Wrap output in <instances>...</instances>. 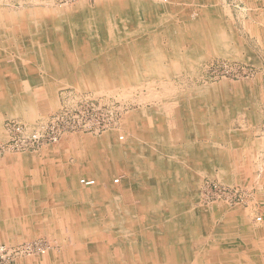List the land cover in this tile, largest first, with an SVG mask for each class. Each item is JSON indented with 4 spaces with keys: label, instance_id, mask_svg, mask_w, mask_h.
Masks as SVG:
<instances>
[{
    "label": "bare ground",
    "instance_id": "1",
    "mask_svg": "<svg viewBox=\"0 0 264 264\" xmlns=\"http://www.w3.org/2000/svg\"><path fill=\"white\" fill-rule=\"evenodd\" d=\"M162 2L160 3L157 0H97L95 7L91 9L81 3L73 11H65L64 8V10H57L56 8L55 11L50 9V11H29L27 13L13 10L8 12L6 8L0 9V123L2 117L15 115V113H22L31 120L35 114L29 101L34 103V101L40 102L42 100V104L46 107V98H35L38 96L36 93L39 92L42 82L40 83L41 80L37 76L23 71L24 60L28 62L29 66L33 67H39L42 64L43 67L47 68L45 73L47 78L58 77L61 82L69 81L71 75L75 72L78 79L80 77L86 78V85L93 84L96 86L100 83L105 86V84L113 82L124 86L140 79L141 82L145 79L143 81L145 83L148 79L156 78L163 84L160 85V88L165 86L162 94L152 92V90H148L147 94L145 93L148 98L157 100L159 103L157 106L153 103V108L148 109L147 117H144L143 122H141V126L143 125L144 128L141 129L139 124H136L139 128H136L133 137L135 144H133L138 149L137 153L130 152L132 138L127 137L125 139L124 135H118V140L125 141L122 143L116 141L109 145L103 144L102 150H107V154L111 155L112 161L110 163L100 161L97 153L93 155V152H96L94 148L97 146V142L94 140H84L85 144L83 145L92 149L89 151L90 155L86 154V157H84V153L83 156H80L84 158L92 156L90 161L88 158H83V160L81 158L80 161H86L84 164L82 163V166L85 165L83 166L85 171H82L86 172L88 166L93 167L94 176L99 181H105L108 175L117 167V169H122L129 175L134 182V176L130 174L129 156L131 160L132 158L135 159L136 164L137 162L138 164L144 162L142 158L150 159L149 166L152 165L151 167H157L160 170L162 191L157 193L158 196L153 197L143 193L139 195L134 193V198L139 201L141 213L143 214L145 211L146 217L150 218L147 223L143 221L137 223L138 220L134 217L126 220L119 219L118 209L115 207V203H112L115 198L109 197V193L114 195L116 193L112 191L99 192L93 188L82 189L75 184L77 174L72 175L74 179L66 177L67 173L63 171L65 170L63 166V170L59 169L58 171L57 169V173L47 171L46 178H41V173L38 172L41 165L40 161L50 156L48 151H46V154H42L43 156L40 158L33 155H21L5 157L6 159L0 163V178H14L13 174L15 173L13 171L17 172V169L20 171L21 168H23L22 174H26V172L33 174L25 176V180L21 182L22 186L20 188L24 194L22 197L24 214H20L18 220L24 224H31L32 229H39L40 231L46 224L51 225L52 228L60 227L59 223L65 224L68 230L67 236L71 239V242L66 243V245L64 242L61 243L64 245L63 257L69 260V264H181L177 260L178 253L174 248H179L181 242H188L193 239L191 238L194 236L192 234L193 220L189 219L187 215L177 220L175 211L182 204L184 205V203L190 201L194 202L198 199L200 184L196 181L191 184L192 187L189 185L187 190H181L185 188V185L182 183L181 188L180 181H178L177 188L172 183L171 188L174 189L169 191L165 189L167 188L166 178H168L169 172L175 169L178 173H184V165L195 158L187 136L181 133V136L177 138L175 131L179 126L180 131L190 128V122L193 119L200 118L197 115L190 119L187 116L188 114H203V111L215 114V133L217 135L221 127L226 126L222 116L229 117V115L236 112H243L248 116L257 113L254 102L241 94L235 97V94L231 93L232 91H229L224 84L219 87L205 86L202 91L197 90L195 93L188 94V96H191V100L188 99V101L192 102V107L185 109L182 106L181 97L178 96V93L170 88L172 86L166 87L165 84L168 83L170 76L176 74L179 69L194 73L197 71L201 56L198 55L199 57L196 60L191 57L195 51L209 49L208 53L210 55H218L227 51L222 55L230 59L239 58V60L251 63L253 57L248 54L240 42L235 40L233 33L220 29L212 31V28L216 27H212L210 23L209 11L206 12L207 16H204L206 19L203 18L199 23L194 22L195 26L188 28L193 32L192 37L196 36L197 47L195 49L194 46L186 48L184 42L179 41L178 38L182 36V33L176 35L174 32L173 34V29L165 27L163 24L161 27V24H159L161 22L157 21L154 11L162 10V7H164ZM163 3L181 4L180 0L176 3ZM184 3L191 5V2L187 0ZM165 9L167 11L168 8L165 6ZM158 13L160 14L161 11ZM162 15L164 17V14ZM158 31L162 32V37L159 34L161 32L154 35ZM157 38L159 40L163 38L169 45L177 46L176 49L169 54H164L156 40ZM222 48L223 52L220 53ZM45 75L43 78L46 77ZM122 93L121 95L127 92ZM95 95L97 94L95 93ZM185 99L187 98L185 97ZM161 115L171 118L170 128L166 129L167 133L168 131L172 133L171 138L164 135V131H166L164 129L165 122H159V119L156 118ZM179 120L180 123L177 122ZM183 124L185 127H183ZM139 129H141V133L137 132ZM2 131L0 128V139L7 138L6 131L4 130L5 133ZM156 131L159 134L162 132L161 135L155 136ZM216 140H218L217 136ZM70 146L71 144L68 145V147ZM210 153L215 155V164L219 168L220 180L226 181L225 173H227V169L225 168V162L222 163V160L225 159L222 149L216 145L210 150ZM176 161L180 162L178 167L174 166ZM28 165H33V167L26 169ZM133 165L132 171L135 169ZM29 169L36 170L38 173ZM82 171L79 173L82 174ZM138 171L141 170L136 168V172ZM36 174L39 177H35ZM19 175L21 176V174ZM28 178H32V180L29 182L26 180ZM35 178H38V180H35ZM163 179L165 181H162ZM81 181L95 184L93 179L79 178L78 183L82 184ZM48 185H51L52 193L47 191L50 187ZM83 186L85 185L83 184ZM90 186L92 185L90 184ZM151 186L153 189V185ZM157 187L160 188V186ZM3 189L1 183L0 191ZM48 193L52 196H49ZM28 194L32 195V198H25L28 197L26 196ZM87 199L91 201L88 202ZM60 207L69 209L70 212L67 213V217L62 215ZM47 208L51 211L46 210L44 212ZM131 210H128V212H131ZM102 211L107 213V219H102V223H87L89 212L98 213L99 216ZM77 213H80L81 216ZM5 215L12 217H9V220L7 219L9 224L12 223L11 219L15 220L14 214L11 215L8 212ZM132 223L136 225L132 226ZM138 224L146 226L139 227ZM232 236H243V234L233 231ZM59 258L51 254L44 259V262H47L46 264H58ZM124 260H127V262H124Z\"/></svg>",
    "mask_w": 264,
    "mask_h": 264
},
{
    "label": "rangeland",
    "instance_id": "2",
    "mask_svg": "<svg viewBox=\"0 0 264 264\" xmlns=\"http://www.w3.org/2000/svg\"><path fill=\"white\" fill-rule=\"evenodd\" d=\"M144 1H151V0H144ZM157 1H159L160 3L162 2L161 0H157ZM184 1L186 0H180L181 4L179 3L165 4L162 2V5H164V7H162V10L159 11L157 10L158 12L161 11V13L159 14L157 11H154V14H156L157 17L156 18L157 21L161 22L159 23L161 24V27L164 25L165 27H169L173 29L174 30L173 34L175 32L176 35L182 33L181 35L183 36V38L180 35L181 37H178L180 39L179 41H183L184 46L186 48L194 46L193 48L195 49L197 47V39L196 36L192 37L193 32H191L192 30L188 28L194 27L195 26L194 22L197 23L201 22L202 19L205 18L204 16H207L206 12L209 11L210 14L209 17L211 18L210 23L212 27H216V28H212V31H217L218 29H220V30H226L229 33H233L235 40L240 42L247 50L248 54H250V56L253 57L252 60L253 62L251 63L248 61L246 62L244 60L242 61L239 60V58L230 59L229 57L223 56L222 54L227 52V51L223 52V48L220 51V53L222 52L223 53L218 55H210L208 53L209 49L202 51H195L191 57H194V59L196 60L197 57L201 56V59L198 61L197 71L194 73L188 70L179 69V71L176 74L170 76V78L168 79V83L165 84L166 87L172 86L170 88L174 89L175 92L178 93V96L181 97L182 106L185 109H190L192 107L191 105L192 102L188 101V99L191 100V96H188V94L195 93V91L197 90L202 91L205 86L219 87L220 85L224 84L228 87L229 91H232L231 93L235 94L234 95L235 97L241 94L245 96L248 100L250 99V101L254 102V105L257 107V113H255L252 116L251 115L248 116L246 113L243 112L232 113L231 116L229 117L222 116L224 118L223 121H225V125L229 124L227 123V120L229 119L233 120L232 122L233 133L240 132V130H243L242 125L245 126L246 124H243L241 120L248 119L252 121L253 125L264 126V7L262 10L259 9L256 12L250 11L248 13L245 10L246 9L245 6L243 5H238V4L226 5L223 4L221 0H187L191 2V5L185 4ZM96 2L97 0H78L75 2H70L69 4H65L66 5L65 6L63 5V3L60 2V0H0V9L6 8L8 12L13 10V11H19L21 13H27L29 11H34V12L43 11V10L50 11V9L56 10V8L57 10L65 9V11H73V9L75 10V8H78L81 3L85 4V6L90 9L94 8ZM165 6L168 8L167 11L165 9ZM162 14H164V17ZM252 14L253 16L257 17L256 20H252ZM250 17L251 20H249ZM159 24L158 26L160 27ZM159 32L161 31L155 32L154 35L158 34ZM159 34H161L162 37V32ZM156 40L160 44V48L164 54L166 53L169 54L170 52H172V50H175L177 47V46L169 45L167 41L164 40L163 38H161L160 40L157 38ZM241 56H243V54H241ZM22 66H23V71L29 72L33 74V76H37V78L41 80L40 83L42 82V86L40 87L39 92L36 93L38 94V96L35 95L36 96L35 98H46L47 104L49 102L50 103L48 105L46 104L45 107V105L42 104V100L40 102L34 101V103H32V101H29L35 114L31 118V120L26 118L22 113H15L16 116L5 115L4 117H2L0 128L1 131L3 130L2 131L3 133H5L4 130L6 131L7 138L0 139V163H2V161L7 157H14L21 155H33L36 157L39 156L38 158H40L43 156L42 154L44 153L46 154V151H48V154L50 156L46 159L43 158L40 161L41 168L39 167L38 172L41 173L42 178H46L45 174L47 171H50V173H57L56 171L57 169L58 171L59 169L63 170L64 167L65 170L63 171L67 173L65 175L66 177L70 179H74L72 178L73 177L72 175L77 174L75 177V184L81 187L82 189L88 190L93 188L95 190H98L99 192L101 191L105 193L107 191H112L113 193H117L118 195H115L114 197L112 194L109 193L110 198L116 197L115 199L112 200V203L114 204L115 201L117 202L121 201L120 208L121 207L125 208L124 210L125 212H128V210L131 209L133 210L134 207H130V209H128V205L133 204L132 203L133 195H132V199H130V197L128 196L129 193L127 192L129 191V189L131 191L136 190L138 188L137 184H141L142 181H134V182L129 181L130 176L127 175L122 169H117V167L114 168V170L108 175V178H106L105 181H99L97 180V178H95L93 172L94 168L91 166H88L87 167L88 169H86V172H84L85 169L83 168V166L85 165L82 166V163L84 164V162L86 161H80V160L81 158L83 160V158L86 157V154L90 155L89 151L92 149L89 148L88 146L83 145L85 144L84 140L89 139L97 142V146L94 148L96 152H93V155L94 154L96 155L97 153V155H99L98 159H100V161L102 162L108 161L110 163L112 161L110 157L111 155L107 154V150H102L103 144L109 145L110 143H115L116 141L119 143L125 141V140L122 141L118 140L117 139L118 135H124L125 139L127 137L132 138L131 139L132 145L130 146L129 149L131 153L132 152L137 153L138 149L135 148L134 145L135 140L133 138L136 132V128L137 129L139 127L141 129L144 128L143 125L141 126L142 124L141 122H143L142 119L144 117H147V112H149L148 109L150 110L151 108H153L154 104L157 106L159 103V101L157 100L148 98V96L145 95V93L147 94L148 90H152V92H157L158 94L159 93L162 94L164 92L163 87L165 86H162L160 88V85L163 84L159 79L156 78L148 79V81H146L150 84L146 82L143 83L145 79H143L142 82L140 79L139 81L133 82L132 84L131 83L125 84L124 86L122 84L119 85L113 82H109L108 84H105L106 87L100 83L98 84L101 86L99 85L94 86L93 84L86 85L87 82L86 78L80 77L81 79L80 78L78 79L77 73L75 74V72H73L69 81L67 80V82H61L58 80L59 79L58 77L47 78V76L45 75V73L47 72V68L43 67L42 64L39 67H33V66H29L28 62L24 60V64ZM44 75L46 77L43 78ZM128 86H130L129 89ZM132 86L134 87L132 88ZM149 87H151V89H149ZM114 92L116 93L114 94ZM122 92L123 93L127 92V93L123 94ZM95 93L97 95H95ZM121 93L123 95H121ZM185 97L187 99H185ZM148 100H150L151 102ZM139 111L143 113L141 114V112ZM197 115L198 114H188L187 116H189V118L192 119L194 116ZM75 118H78L81 124L85 126H83V128L74 130L72 126L69 125L68 123L74 121ZM156 118L159 119V122L162 121V123L166 121L170 122L171 120L170 117L164 115L157 116ZM15 123H19V125L22 126L23 129L21 133L14 132L10 129L11 124H15ZM137 123L139 124V127L136 126ZM166 125L167 124L165 123L164 124L165 130L170 128L169 125L167 126ZM59 128L61 129L59 133L60 136L57 135V137L54 139L55 137L54 134L55 132H57L56 130ZM141 129L137 130V132L141 133L140 132ZM37 130H39V132L41 131V134H43L42 136L45 137L46 142L41 144L43 141H39L38 143H34L33 146H30L27 138L32 139L33 136L35 135L34 133ZM222 130L223 129L221 127L219 131ZM157 132L158 131H156V133ZM161 133L162 132H160V134L157 133L154 135L160 136ZM216 136L218 138V140H216V143L217 144L221 143L224 145V142L226 141L223 137V132L222 133L218 132ZM24 139L26 140V144L25 146H21L23 148H19L18 146H15V142ZM261 143L259 146H257V148L262 147L263 143L262 144ZM69 144H71L70 147H68ZM235 151L238 154L240 152L239 149ZM259 151L260 149H258V156L264 153L263 151L262 152ZM81 155L82 156L84 155V157H80ZM233 156L235 157L233 158L235 161L239 160L238 164H240V162H243L244 159L243 156L240 158L238 157V160L236 159L235 154ZM91 159L92 156L88 158L89 161ZM129 160H130L129 162L131 163L130 164L131 175L132 174L134 175V172L132 171V165L134 163L133 166L135 167L137 166L136 168L138 170H141L142 172L145 171L146 173L151 172L153 174L156 172L154 175L158 174L160 176L159 174L160 170L157 167H151L152 165L149 166L150 159L142 158L144 162L142 163L139 162V164L138 162L137 164L135 163V159L132 158L131 160L130 156H129ZM224 162L225 159L222 160V163ZM238 164L236 163L234 164L236 171L233 172L237 175L239 173L237 172L238 170L237 168L239 167ZM57 166L58 168H56ZM32 167L33 165H28L26 169ZM0 169H1V165H0ZM22 170L23 168H21L20 171H18L17 169V172L16 171L13 172L23 173ZM29 170L38 173L36 170H32V169ZM80 171H82V174L79 173ZM134 171L136 170L134 169ZM263 171H264V163L263 164L259 163L258 165H255L252 181H248V182L244 181V183L242 184L239 182L232 183L230 181L231 180L230 176L227 173H225L226 181H221L219 178L218 170L216 171L217 173L214 174L213 176L211 175L203 176L200 180V185H199L200 188L198 187L199 189L198 199L195 200L197 201L198 208L203 209L211 206L214 207L216 206L215 208L218 210L220 208L221 210L223 208L227 211L234 210L236 215L238 214L245 215V217L251 219L253 223L261 224L264 219L263 217L264 199L261 200V194L262 192H264V188H263L264 180L262 175ZM28 175H33V174L26 172V174H24V177ZM79 178L80 179L87 178L89 180L93 179L95 181V184L90 187L83 186V184L78 183ZM28 179H29L28 181L30 182L31 179L30 178ZM116 180L117 182H115ZM160 181L159 183L161 185ZM214 185H220L223 187L226 186L232 188L237 187V189L239 188L242 189L244 191L241 192L242 195H244L243 201L237 202L235 204H231L225 201L224 199H220L216 197L211 199V197L207 196L206 191H207V187L209 186L213 187ZM48 187L50 188V189L48 188V191L50 192L52 187L51 185H48ZM48 195L52 196L49 193ZM87 200L88 202L91 201L90 199ZM77 214L81 216L80 213ZM97 214L98 213L95 212H89L88 213L89 218L87 223H96V222L102 223L103 222L102 219H107V213H104L102 211L100 212L99 216ZM124 217L125 216H123V218ZM217 218L216 220L218 221ZM259 218L260 220L257 221V219ZM126 219L128 218H125V220ZM2 222L3 221L1 220L0 224ZM59 224L60 227L58 228H52L51 225L46 224L42 227L41 231L39 229L37 230L32 229L31 227L25 228L22 231L19 230V232L21 231L18 234L19 236H16L15 238H11L8 241H0V244L17 245L22 242H28L33 240H42L44 242H47L50 248L45 255L29 257V258L24 257L18 260V262L16 263V264H46L47 262L45 263L44 259L47 258L48 255L53 254L55 255V257H59L60 255H63L64 245L61 242H64L65 245L66 243L71 242L70 241L71 239L67 236L68 230L65 224L63 223L62 224L59 223ZM1 231L4 232L3 230ZM63 263L64 262L61 260L59 261L58 264H63Z\"/></svg>",
    "mask_w": 264,
    "mask_h": 264
},
{
    "label": "crops",
    "instance_id": "3",
    "mask_svg": "<svg viewBox=\"0 0 264 264\" xmlns=\"http://www.w3.org/2000/svg\"><path fill=\"white\" fill-rule=\"evenodd\" d=\"M221 1L223 2V4H226V5L227 4L243 5L245 6L246 8L245 10L248 13L250 11L256 12L259 9L262 10L264 7V0H221ZM256 19L257 17L253 16L252 14V20H256ZM249 20H251V17ZM198 117H201V118L193 119L192 122H190L191 123L190 128L192 127L191 129L186 128L185 130L180 131L179 130L180 126H179L177 131H175V135L177 134V138L181 136V133L187 136L191 144L190 147H192L191 151H193V155L195 156V158L192 161H188L187 164L184 165V168H185L184 173H178L176 170H172L171 172H169L168 174L169 176L168 178H166L167 188L165 189L167 191H169L170 189L171 190L174 189V188H171L172 183H174L177 188L178 187L177 182L180 181V187L182 183H184L185 185V188L183 187L184 189H181V190H187L188 186L193 184V182L197 181V183L200 184V180L203 176H207V175L213 176L214 174L217 173L216 172L217 170L219 172V168L215 164V155L214 153L212 154L210 153V150L216 147V145L217 147L222 149V152L224 154L225 163H226L225 168L227 169L226 170L227 174H229L230 176V179H231L230 181L232 183L239 182L241 184L244 183V181L246 182L252 181L253 171L255 170V165H258L259 163H262V164L264 163V158H263L264 153L258 156V149H260L261 152L262 151L264 152V126L253 125L252 121L248 119L241 120L243 124H246L245 126L242 125L243 130H240L239 133L238 132L233 133V130H232L233 120L229 119L227 120V123L229 124L224 126L222 128L223 129L222 131H219L221 133L223 132V137L226 141L224 142V145H223L221 143L220 144L216 143L215 114H210L209 112L203 111V114H198ZM177 122L180 123V120ZM165 123L167 125L170 124L169 121L168 122L166 121ZM183 127H185L184 124H183ZM164 135H166L167 137L168 136L170 137L172 133L170 131H168L167 133V130H166L164 132ZM232 138L234 139L232 140ZM260 143L262 144V147L257 148V146H259ZM233 144H235L236 146ZM234 148L235 150L237 149L240 150L239 154L234 150ZM234 154L237 160H238V157L240 158L243 156L244 157L243 162H240V164H238L239 160L235 161L233 159L235 158L233 156ZM179 163H180L179 161H176L174 166L178 167ZM235 163L238 164L239 166V167L237 166L238 167L237 172H239L238 175L233 173L236 171V168L234 165ZM194 169H195V172H194ZM135 170H136V167H135ZM133 172H134L133 180L142 181L141 184H137V187H138L137 190H133L134 191L133 192L129 189V191L127 192L129 193L128 196L130 197V199H132V195H133V199H132L133 204L128 205V208L134 207V209L131 210V212H125L124 211L125 208H122V207L120 208L121 201L120 202L115 201L114 202L115 207H117L118 213L120 214V215L118 214V218L125 219V218H130L129 216H131L138 220L137 223H140L141 221H143L144 223H147L150 218L146 217L145 211L143 212V214L141 213L142 211L140 209L139 201L134 198V193H138V195L140 193H143L147 196H152V197L158 196L159 194L157 193L162 191L161 189L163 185H160L158 183V181L161 180L160 176L158 175H153V173L151 172L146 173L145 171L144 172L133 171ZM19 174H21V176ZM13 175H14L13 176L14 178H8V179L7 178L4 179L5 177L0 178V182L2 183L3 188H4L3 190L0 191V205H1L0 206V221L1 220L3 221L0 224V231L1 230L4 231V232L2 231L0 232V239H1L0 241H8L9 239L16 237L23 229L30 228L32 226L31 224H24L22 223V221L18 220L19 216H21L20 214H24V210H23L24 205H22L23 204L22 197L24 196V194L20 187L22 186L21 182H23L25 179H24V174L22 173H18V174L15 173ZM262 175H263V180H264V171ZM35 177H39V175L36 174ZM30 179L32 180V178ZM26 180H29V179H26ZM35 180H38V178H35ZM129 181H132L131 177L129 178ZM162 181H165V180L163 179ZM151 185H155V187L153 186V189H152ZM157 186H160V188ZM112 195L114 197L115 195H118V194L116 193L115 195L114 194ZM26 196L28 197H25V198H28V199L32 198V195L28 194ZM2 197L3 199L1 200ZM262 199H264V192H262L261 194V200ZM215 207L211 206L208 208L199 209L197 206V201L195 202L190 201V202L184 203V205L182 204V206L179 209H177V211H175L177 213V215H175V217H177V220L182 219L183 217H186V215L188 216L189 219L193 220L191 221L193 223L192 224V230H193L192 234H194V236L191 237L193 239H190L188 242H185V241L181 242V246L179 248H174L178 253L177 260L180 261L181 264H237V263L238 264H264V219L261 224H255L253 223L251 219L246 218L245 215H242V214L236 215L234 211H227L223 208L222 210L221 208L218 210ZM60 209H61L60 211L62 215H64V217H67L66 216L67 213L70 212L69 209H67L66 207H60ZM46 210L51 211V209L47 208L44 210V212ZM8 212L11 215L12 214L15 215V220L11 219L12 223L10 224L8 222L9 220L8 218L11 216L5 215ZM179 212L180 214L178 215ZM263 214H264V210H263ZM123 216L125 217L123 218ZM216 218L218 219V221L216 220ZM131 225L134 226L136 224L132 223ZM137 226L145 227L146 225L138 224ZM19 230L21 231L19 232ZM233 231L240 232V234L241 235L243 234V236H232ZM59 257L60 258L58 260L60 261L62 260L64 262L63 264H69V260L64 258L63 255H60ZM126 261L127 260H124V262Z\"/></svg>",
    "mask_w": 264,
    "mask_h": 264
},
{
    "label": "built area",
    "instance_id": "4",
    "mask_svg": "<svg viewBox=\"0 0 264 264\" xmlns=\"http://www.w3.org/2000/svg\"><path fill=\"white\" fill-rule=\"evenodd\" d=\"M78 0H60L63 5L69 4L70 2H75ZM163 2H169V3H176L178 0H162ZM57 119V118H56ZM76 119V121H75ZM74 121H71L68 123L69 125L72 126V128L75 129H80L83 128V124L78 120V118H75ZM68 125V126H69ZM10 129L14 132H22V126L19 125V123L11 124ZM60 128L57 129L54 134V139L59 135L60 133ZM9 131V130H8ZM33 136V138H27L30 146H33L34 143H38L39 141H43L41 144L45 143V137H43L41 134V131L37 130ZM41 134V135H40ZM60 136V135H59ZM26 140H20L18 142H15V146H18L19 148H23L21 146H25ZM14 145V144H13ZM117 182V180L115 181ZM82 184L85 186H90L93 185L92 182H83L81 181ZM207 196L213 198H220L224 199L225 201L235 204L237 202H242L244 199V195H242L241 192H244L242 189H237L232 188V187H226V186H220V185H214L213 187H207ZM257 219V221H259ZM50 246L47 242H44L42 240H33V241H28V242H22L17 245H6V244H0V264H16L18 260L21 258H29V257H36V256H43L47 253L49 250Z\"/></svg>",
    "mask_w": 264,
    "mask_h": 264
}]
</instances>
